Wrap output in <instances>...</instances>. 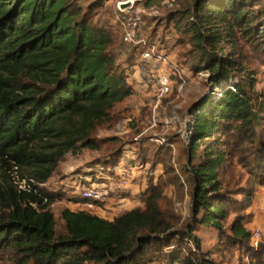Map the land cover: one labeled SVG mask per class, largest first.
<instances>
[{"label": "trees", "instance_id": "trees-1", "mask_svg": "<svg viewBox=\"0 0 264 264\" xmlns=\"http://www.w3.org/2000/svg\"><path fill=\"white\" fill-rule=\"evenodd\" d=\"M106 1L93 0L84 9L74 0H0V168L9 180L0 184V249L15 252L19 264H145L170 247L162 253L168 264H222L202 251L199 225L245 248L249 264H264V244L251 246L252 232L244 224L255 189L242 188L243 198L234 199L222 175L246 140L259 136L264 144V105L252 95L253 77L232 52L235 28L257 30L249 23V0H193L171 10L165 37L156 27L148 35L162 48V38L182 34L195 54L194 69L207 70L214 89L192 111L186 169L191 215L182 233L172 231L177 217L160 205V184L143 192V207L114 220L64 209L66 234L57 236L53 212L31 205L45 197L50 204L54 193H20L11 181L13 164L47 182L69 152L98 149L92 133L134 95L129 70L113 51V32L95 21ZM260 155L253 181L264 185V151ZM232 210L237 216L228 227ZM192 243L196 249L186 251Z\"/></svg>", "mask_w": 264, "mask_h": 264}, {"label": "rangeland", "instance_id": "rangeland-1", "mask_svg": "<svg viewBox=\"0 0 264 264\" xmlns=\"http://www.w3.org/2000/svg\"><path fill=\"white\" fill-rule=\"evenodd\" d=\"M74 1L85 9L93 0ZM118 1H106L97 10L95 21L113 32V51L118 55L121 65L129 70L128 81L136 91L133 96L118 103L110 111L109 118L100 123L92 133V137L99 142V148H82L69 152L49 179L46 190L54 193L55 199L47 209L54 214L57 236L66 234L62 218L64 209L85 210L114 220L126 211L143 207L142 194L151 183L162 186L160 205L164 211L177 217L173 232L182 233L191 215V181L186 169L190 156L188 125L192 127V124L187 119L193 120L189 114L196 103L206 95H213L209 73L207 70L194 69L195 54L191 46L183 41L180 33L170 34L171 38L168 40L162 38L163 49L159 42L152 45L153 56L163 52L167 57L165 61L156 62L152 59L143 67L136 46L128 45L123 40L122 24L118 20ZM161 1L151 0L139 6L145 19L143 33L147 37L155 27L162 35L165 31L169 32L165 20L168 14L193 0H176L173 8L163 6ZM247 3L249 23L257 30L251 33L235 28L236 44L232 52L242 62L247 76L253 77L252 95L257 103L264 105V0H249ZM227 49L230 51L231 48ZM130 53L132 56L128 60ZM151 70L168 73L173 81L172 92L159 103L151 86ZM263 151L264 144L260 142L259 136L246 140L222 174L224 188L234 199L243 198L240 194L242 188L254 187L252 204L243 212L246 215L244 224L251 232L264 224V185L253 181L257 171L254 167ZM129 166L132 169L126 171ZM21 173L29 177L31 169L23 168ZM6 175L7 172L0 168V184L9 181ZM82 183L105 188L109 193L107 199L93 204L92 208L82 204L87 201L76 189ZM236 216L237 213L232 210L228 227ZM195 233L201 238L202 251L215 261L222 264L250 263L246 249L224 242L215 228L196 225ZM261 244H264V238ZM189 248L196 249L193 243L186 246V251ZM170 249L172 247L159 254L156 252L154 260L145 264H168L162 253H167ZM18 258L15 252L0 249V264H19Z\"/></svg>", "mask_w": 264, "mask_h": 264}, {"label": "built area", "instance_id": "built-area-1", "mask_svg": "<svg viewBox=\"0 0 264 264\" xmlns=\"http://www.w3.org/2000/svg\"><path fill=\"white\" fill-rule=\"evenodd\" d=\"M145 0H119L117 7L119 12L118 20L122 24V31H123V40L128 45L136 46V49L139 52V59L142 62V66L148 62L149 60H156V62H163L167 59L163 52L158 53L153 56L152 52V45L156 43H150L148 37L144 35L143 28L145 26V19L143 17L142 12L139 9V6L143 4ZM129 3L127 6L124 4ZM161 4L166 7H173L174 0H162ZM158 14V11H157ZM136 50V51H137ZM154 57V58H153ZM150 80L152 81V89L155 94V99L157 103H159L162 98L172 92L173 88V81L171 79V75L162 71L151 70L149 72ZM192 117L193 120L187 119L190 124L188 125V135L187 138L190 142L192 132H193V125L195 116L191 112L189 117ZM177 119V117H175ZM133 158V157H131ZM125 166V165H124ZM132 167L129 166L126 171L131 170ZM9 176L11 181L16 186L20 193H38L42 189H46L48 186V182H42L36 179L33 176H23L20 170V167L17 164H13V166L9 169ZM78 194H80L84 200L87 202H82L84 205H88L89 207H93V204L98 202H104V200L108 197V191L105 188H101L92 184L90 186H86L82 183V186L76 187ZM81 204V203H76ZM31 205L36 207L37 209H41L42 205H47L46 209L50 206L48 204V199L45 197L41 203L38 202H31ZM264 238V224L262 227H256L252 231L251 237V246L258 248L259 245L263 242Z\"/></svg>", "mask_w": 264, "mask_h": 264}, {"label": "water", "instance_id": "water-1", "mask_svg": "<svg viewBox=\"0 0 264 264\" xmlns=\"http://www.w3.org/2000/svg\"><path fill=\"white\" fill-rule=\"evenodd\" d=\"M129 3L124 4V6H127Z\"/></svg>", "mask_w": 264, "mask_h": 264}]
</instances>
